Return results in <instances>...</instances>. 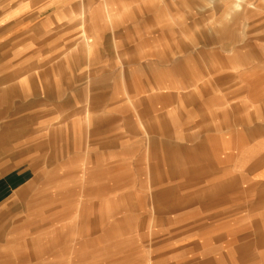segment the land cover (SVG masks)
<instances>
[{
  "label": "rangeland",
  "instance_id": "rangeland-1",
  "mask_svg": "<svg viewBox=\"0 0 264 264\" xmlns=\"http://www.w3.org/2000/svg\"><path fill=\"white\" fill-rule=\"evenodd\" d=\"M2 23L30 30L0 51V264H193L178 177L264 113V0H0Z\"/></svg>",
  "mask_w": 264,
  "mask_h": 264
},
{
  "label": "crops",
  "instance_id": "crops-1",
  "mask_svg": "<svg viewBox=\"0 0 264 264\" xmlns=\"http://www.w3.org/2000/svg\"><path fill=\"white\" fill-rule=\"evenodd\" d=\"M29 30L2 23L0 51L3 60H6L5 55L7 58L10 55L12 41L16 38L20 41ZM244 114L236 119L237 123L221 128L228 133L238 132L226 140L227 147L229 142L235 144L237 141L234 155L226 159L218 155L216 171L203 172L196 168L192 173L191 169H186L178 177L194 181L193 195L187 198H193L190 201L195 207L193 216L196 224H200L194 235H189L193 241L173 252L179 260L186 259L193 264H260L259 261H264V146L263 143L253 145L249 140L251 136L264 140V113L253 123L249 114ZM203 143L201 139L194 149H202ZM187 158L195 159L194 164L202 163V159L197 160L192 153ZM250 168L257 170L250 171ZM4 180L0 178V197L6 189L7 181Z\"/></svg>",
  "mask_w": 264,
  "mask_h": 264
}]
</instances>
